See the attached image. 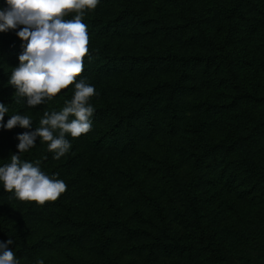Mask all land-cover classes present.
Here are the masks:
<instances>
[{"label": "trees", "instance_id": "obj_1", "mask_svg": "<svg viewBox=\"0 0 264 264\" xmlns=\"http://www.w3.org/2000/svg\"><path fill=\"white\" fill-rule=\"evenodd\" d=\"M82 20L91 59L77 80L94 86L95 112L88 133L65 134L72 146L58 160L39 137L19 154L16 137L61 111L74 84L29 107L8 84L26 42L19 28L0 32L3 122L32 120L0 128V167L20 155L67 185L38 205L0 182V241L14 240L19 264H58L57 248L62 264H254L264 254V0H100ZM212 84L233 91L223 98Z\"/></svg>", "mask_w": 264, "mask_h": 264}, {"label": "clouds", "instance_id": "obj_2", "mask_svg": "<svg viewBox=\"0 0 264 264\" xmlns=\"http://www.w3.org/2000/svg\"><path fill=\"white\" fill-rule=\"evenodd\" d=\"M100 0H5L0 7V32L16 30L22 43L19 65L14 68L8 84L15 89L17 98H26L29 107L35 108L52 100L62 90L74 84L70 101H65L61 111L45 112L40 127L25 131L16 138L18 153H25L36 146L37 137L47 143L54 159H60L71 148L65 134L78 138L91 130L95 109L89 103L96 95L94 86L84 79L77 80L84 68V58L89 54L90 37L82 18L86 11L95 10ZM75 13L70 20L65 17ZM19 102V99L17 100ZM8 108L0 103V128H32L26 115L15 114L4 123ZM58 133V134H56ZM39 161H22L12 155L11 163L0 167V182L7 192H14L20 201L44 205L55 202L66 192L63 180L43 173ZM14 240L0 241V264H19L9 245ZM37 264H44L38 260Z\"/></svg>", "mask_w": 264, "mask_h": 264}, {"label": "rangeland", "instance_id": "obj_3", "mask_svg": "<svg viewBox=\"0 0 264 264\" xmlns=\"http://www.w3.org/2000/svg\"><path fill=\"white\" fill-rule=\"evenodd\" d=\"M206 4V3H205ZM206 7H208V6H206ZM134 41L135 40H133V39H130V40H128L127 42L128 43H134ZM175 42H177L176 43V45H177V47L180 49V47H183L184 45H187V44H189L188 42H186V40H185V38L184 37H181V36H179V38L178 39H175ZM250 74V72L248 71L246 74H245V76L246 75H249ZM224 76H225V74H223ZM249 78H254V79H256L257 78V75H255L254 77H249ZM247 82H249V79L247 80ZM212 86L215 88V89H217L218 90V92L222 95L221 97H223L224 98V96H226L228 93H230L231 91H233V90H231V89H228L226 86H222V85H217V84H212ZM203 88L205 89V86L203 85ZM222 99V98H221ZM222 158V157H221ZM220 161L221 160H218L217 161V163L215 164V166L214 167H217L218 166V164L220 163ZM212 166V165H211ZM213 167V166H212ZM213 167V168H214ZM209 170H210V168H208ZM206 167H205V169H201V170H199L197 173L199 174V176H202L203 177V172H206L207 170H208ZM68 170H69V168H64V171H65V173H68ZM85 180V182L87 183V178L85 177L84 178ZM202 187V186H201ZM202 188H204V185H203V187ZM23 203V202H22ZM216 210V209H215ZM28 217H32L33 215L32 214H28L27 215ZM58 250H62V249H60V248H57L55 251V253L53 254V256H54V258L56 259V261H57V263L58 264H62V257H63V254L62 253H60V252H58ZM264 258V254H258L257 255V257H255L254 259H251V262L252 263H254V264H257V263H259L260 261H261V259H263ZM196 260H199V259H196Z\"/></svg>", "mask_w": 264, "mask_h": 264}]
</instances>
